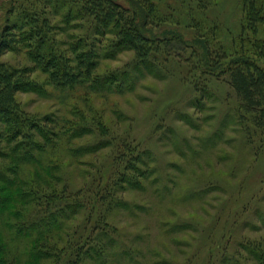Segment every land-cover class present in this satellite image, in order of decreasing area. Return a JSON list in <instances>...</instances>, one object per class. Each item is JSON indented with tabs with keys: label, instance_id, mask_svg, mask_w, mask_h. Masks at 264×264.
Wrapping results in <instances>:
<instances>
[{
	"label": "clouds",
	"instance_id": "clouds-1",
	"mask_svg": "<svg viewBox=\"0 0 264 264\" xmlns=\"http://www.w3.org/2000/svg\"><path fill=\"white\" fill-rule=\"evenodd\" d=\"M0 264H264V0H0Z\"/></svg>",
	"mask_w": 264,
	"mask_h": 264
}]
</instances>
